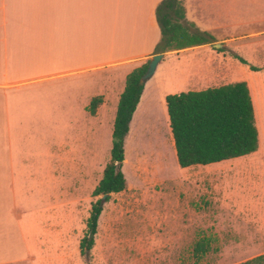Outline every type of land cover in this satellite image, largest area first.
Masks as SVG:
<instances>
[{"label":"rangeland","instance_id":"obj_1","mask_svg":"<svg viewBox=\"0 0 264 264\" xmlns=\"http://www.w3.org/2000/svg\"><path fill=\"white\" fill-rule=\"evenodd\" d=\"M203 1L209 5L210 13L202 21L217 29L209 33L197 27L209 38L206 46L162 52L167 60L163 83L166 88L179 86L174 90L168 88V94L233 81L234 72L242 75L236 63L246 69L233 58L235 55L248 65L264 64V0ZM212 44H220L221 50L212 48ZM201 61L206 63V69L198 66ZM191 78L195 79L193 85ZM115 106L110 105L108 119L103 120L90 140L88 131L75 132L72 124L65 139H59L62 145L53 141L54 149L62 155L64 152V160L60 157L59 161L39 164L36 171L41 175L16 180V186L23 182L22 187L12 193L3 189L0 264H239L264 253V227L255 224L243 211L235 210L234 203H239L241 194L235 191L233 177L228 179L230 187L219 189L217 175L209 180L202 174L205 167H189L204 171L194 177L185 175L184 169L177 166L169 149L172 139L158 99H145L138 109L129 138L123 144L125 188L101 202L97 234L93 237L97 244L93 242L86 255L78 253L90 206L101 197H92L91 191L108 161ZM156 117L160 118V126L153 133L159 136L168 157L165 159L163 153L157 163L151 156L147 157L148 165L139 164L145 156L142 143L147 141L143 126L150 125ZM30 119L34 124L41 123L37 116ZM32 131L23 135L34 141L37 133ZM40 133L52 135L51 131ZM1 141L7 142L5 138ZM17 156L19 162L21 156L32 157V161L34 156V163L18 162L19 169L31 171L30 167L37 165V155L32 152ZM2 182L7 186V182ZM228 203L233 206L231 209ZM199 242L204 252L195 254L192 250Z\"/></svg>","mask_w":264,"mask_h":264},{"label":"crops","instance_id":"obj_2","mask_svg":"<svg viewBox=\"0 0 264 264\" xmlns=\"http://www.w3.org/2000/svg\"><path fill=\"white\" fill-rule=\"evenodd\" d=\"M159 1L0 0V194L3 189L12 193L14 189L21 188L23 182L16 186V180L41 175L42 172L36 171L39 164L55 159L59 161L60 157L64 160V152L63 155L58 153L53 141L62 145L63 141L60 143L59 139H65V133L72 124H75V132L88 131L90 140L103 120L108 119L109 107L117 104L126 74L155 54L154 48L160 34L154 9ZM181 1L187 21L205 32L212 33L217 29L202 21L206 19L205 14L210 13L206 2ZM212 18H215V14ZM200 46L206 45L188 48ZM164 55L162 53L152 76L143 83L123 144L129 138L137 111L145 99L161 101L165 126L169 131L165 105L162 104L165 95L171 92L167 89H179V86L166 88L167 84L163 83V66L167 61ZM199 65L206 69L204 61ZM244 66L246 69L243 70L236 63L237 71L242 75L237 76L238 73L234 72L235 79L230 82L243 81L247 86L257 132L256 150L216 163L194 165L205 167V173H202V169H188L192 166L181 169H184L182 172L185 175L195 177L202 173L209 180L217 175L219 189L230 187L231 181L228 179L232 176L235 191L241 194L239 203H234L235 210L243 211L255 224L264 227V64L256 66L246 63ZM249 66L257 70L252 71ZM192 81L195 79L191 78V85ZM99 82L102 85H98ZM223 84L226 83L220 85ZM198 90L202 89H192ZM97 96L101 102L90 114L89 102ZM148 109L152 110V105ZM30 116H37L41 123H32ZM155 120L143 126L147 141L142 143L141 152L145 156L138 161L139 164L149 163L147 157L151 156L157 163L163 158V153L165 159L168 157L167 150L161 148L159 136L153 133L160 126V118L156 117ZM32 130L37 133L34 141L32 137L25 138L23 135V132ZM42 131H51L52 135H42ZM1 138L7 142L1 141ZM92 144L90 141L91 148ZM169 149L175 159L172 142ZM29 152L37 155V165H32L31 171L19 169V163L29 160L34 163V156L33 161L32 157L23 156L19 157L20 162L17 160V154L27 155ZM93 152L95 154L94 149ZM123 152L121 170L124 173L125 147ZM2 180L7 182V186H3ZM227 206L230 209L233 207L229 203ZM96 241L93 238L95 245Z\"/></svg>","mask_w":264,"mask_h":264},{"label":"trees","instance_id":"obj_3","mask_svg":"<svg viewBox=\"0 0 264 264\" xmlns=\"http://www.w3.org/2000/svg\"><path fill=\"white\" fill-rule=\"evenodd\" d=\"M154 18L160 38L154 53L180 50L210 43L205 32L199 31L184 17L181 0H161L154 9ZM220 51L221 48H217ZM239 63L246 62L233 56ZM147 62L132 69L124 78L122 92L118 96L111 131V146L105 163L91 196L120 193L125 188L121 170L123 140L128 123L138 102L143 84L139 78L145 72ZM256 71L257 68L249 66ZM101 102L93 97L88 106L90 114ZM168 127L172 139L175 160L179 168L207 165L254 152L257 148V132L247 86L243 81H235L207 87L198 91L167 94L164 97ZM101 212L100 198L90 206L85 221V231L78 242L81 255H86L93 244L97 219ZM193 253L204 252L199 242ZM239 264H264V253Z\"/></svg>","mask_w":264,"mask_h":264},{"label":"water","instance_id":"obj_4","mask_svg":"<svg viewBox=\"0 0 264 264\" xmlns=\"http://www.w3.org/2000/svg\"><path fill=\"white\" fill-rule=\"evenodd\" d=\"M211 46H212V48L217 49V48L220 47V44H212ZM161 58H162V53H156V54H153V55L149 58L148 63H147V66H146V69H145V72H144V73L141 75V77L139 78V82H140L141 84H143L146 80H148V79L152 76V74H153V72H154V70H155L157 64H158L159 61L161 60ZM106 196H107V195H105V194L102 195V196L100 197V201H101V202H104Z\"/></svg>","mask_w":264,"mask_h":264}]
</instances>
